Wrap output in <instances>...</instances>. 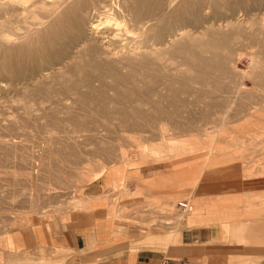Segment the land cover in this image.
Instances as JSON below:
<instances>
[{
	"label": "bare ground",
	"instance_id": "6f19581e",
	"mask_svg": "<svg viewBox=\"0 0 264 264\" xmlns=\"http://www.w3.org/2000/svg\"><path fill=\"white\" fill-rule=\"evenodd\" d=\"M245 57L250 65L243 70ZM184 94L190 96L191 106H225L223 122L233 105L240 109L249 102L264 103V0H0V106L14 104L21 111L10 113L0 124V140L15 139L18 129L24 133L44 129L45 137H58L62 129L55 126L64 123L73 125L70 131L79 139L113 121L163 122L174 128L192 119L202 122L205 114L195 118L177 114L186 104ZM38 122L44 128L32 126ZM203 128L201 133L209 138L223 134L221 126ZM133 135L131 143L144 148L139 134ZM159 137L160 156L183 149L182 144ZM24 140L22 149L8 142L4 149L17 157L18 150L27 149ZM245 144L243 152L254 149ZM35 148L39 173L35 171L33 180L42 181L40 175L59 183L74 179L72 174L63 175L66 165L72 169L78 159L65 160L62 166L47 149L35 144L30 149ZM227 148L241 149L239 144ZM89 175L76 182L87 181ZM42 199L31 194L23 214L38 213ZM176 208L183 214L191 210L181 211L177 203ZM16 222L14 217L11 223Z\"/></svg>",
	"mask_w": 264,
	"mask_h": 264
},
{
	"label": "crops",
	"instance_id": "0c3cea01",
	"mask_svg": "<svg viewBox=\"0 0 264 264\" xmlns=\"http://www.w3.org/2000/svg\"><path fill=\"white\" fill-rule=\"evenodd\" d=\"M185 150L167 157L191 156L192 148ZM189 160L183 161L187 172L143 178L110 167L74 209L1 229L0 264H264V222L244 217L264 216L260 169L226 171L223 162L197 166ZM240 181L243 187L234 186ZM214 193L243 199L199 197ZM178 202H187L190 212L181 213Z\"/></svg>",
	"mask_w": 264,
	"mask_h": 264
},
{
	"label": "rangeland",
	"instance_id": "374dc122",
	"mask_svg": "<svg viewBox=\"0 0 264 264\" xmlns=\"http://www.w3.org/2000/svg\"><path fill=\"white\" fill-rule=\"evenodd\" d=\"M249 65V59L247 57L243 58V62L242 64H240L241 69L246 70ZM244 87L246 90H251V85L246 81H244ZM184 95L185 96L181 95V97L185 100L186 104H184L183 107L176 111L177 114L184 116L190 115L193 116V118H195L198 113L205 114L206 117L202 120V122L194 121V119H192L191 122H186L179 126H175L174 128L173 125H165V123L163 122H130L128 124H119L118 122L113 121L108 122L105 125L98 126V133L96 132V134L87 132L85 136L79 137L80 140L78 139V135H74L70 131L73 125L69 124L68 127V123H64L61 126H55V128H58L59 130L62 129L60 130L61 133L58 131V133L60 134V136H58L59 138L50 136L45 137L46 135L44 134V129H41V131L35 130V132L26 131V133H24L22 129H18L19 131L16 132L15 139L14 137L10 136L4 138L3 140H0V144L2 146L0 147V221L2 222H0V230L13 224L11 223V220L14 217L17 218L20 223H23L31 217L43 216V218H52L53 216H58L53 215V213L58 214L74 209L78 206L77 201L79 200V197H81V204L85 200L84 193L86 194V190L89 184L95 181L103 173L107 172V170H109L112 166L120 168L124 167L125 172H128L130 176L135 177L137 175L136 173H138L139 175L141 174V177L143 178L154 174V172H160L161 174H169L174 171L187 172L188 170H191V168L184 167L183 161L190 159L189 161H192V163L196 164L197 166H203L206 164L212 165L217 161L223 162L224 164L222 168L226 171L237 170L236 172H238L242 169V166L250 167L249 170L253 169L254 167H258L257 169H260L259 174L261 173L260 176H264V173H262L264 169L261 170V166L264 165V103L254 104L249 102V105L247 107L243 108V105H241L240 109L237 108L238 105H233L228 113V120L223 122L221 120V117L227 110L225 106H220L216 109H202L200 107L198 108V106H196L195 104H192V106L189 104L188 99H190V96L188 94ZM258 97V101L262 99L260 95H258ZM0 100L2 101L1 98ZM4 105L0 106V124L6 123L3 120L8 118L10 113H12L13 115L21 113L20 109L17 108L18 106L14 104L9 105L7 103H4ZM214 125L221 126L223 134L216 136L215 138H209L201 133V129L203 127V129H210L216 127ZM32 126L34 128H44V125L40 124V122L35 123ZM74 127L84 129V127L82 126ZM244 129L245 132L243 131ZM253 130L254 132H252ZM123 131L128 134L129 139L126 134V136L121 135L124 133ZM259 132L262 133L260 134ZM135 133L139 134L137 137L143 140L146 145H150V147L145 145L144 148H139L138 146L132 144L130 136L132 138V135ZM24 134L26 136H24ZM110 134H112V136ZM129 134L131 135L129 136ZM143 134L147 135L144 136ZM159 136L168 138L169 144H182L184 150H189L192 148L191 156H187L185 158H171L170 160L169 157L160 156ZM8 139L9 141H7ZM24 139H26V141L28 140L26 143L27 149L24 151L18 150L17 157L12 158L11 156H9L7 151L4 149V147L7 146L6 143H16L18 144L19 148L22 149L25 141ZM41 141H45V143H42ZM243 141L246 143V148H248V145H250L249 147H253L254 149L250 151L246 150L243 152ZM34 144L36 147L41 146L42 148L47 149L49 151V154L47 153V155L50 156V158L53 160H59L58 163L62 166H64L65 160L76 162L78 159L79 164H77V166H74V168L72 169H70L65 164L68 169L65 168V174L63 176L67 178V174H72L71 177H74V179H71V181L67 183H59L57 181H46L45 178L43 180V177L46 175H40L41 177L43 176L41 178L42 181L33 180V178L36 177V175L34 174L39 173V170L37 171V167H34V164L37 162L36 159L38 156V149H30L31 146H34ZM57 144L59 146H57ZM83 144H86L85 147H83ZM234 144H239L241 149L237 151L233 148H227L228 145L232 146ZM109 145H111V147ZM55 146L57 147V150L55 149ZM107 146L108 150L105 149ZM71 149L77 150V152L72 151ZM122 149L124 150L125 154H123ZM232 149L235 152H233ZM143 154H146V156H144ZM120 155L123 157L121 158ZM138 160L145 161L140 162ZM131 161H136V166L134 167L133 164L130 167H126L125 164H128ZM82 162H86L87 165L82 164ZM239 164H241V168H238ZM86 166H91L92 169ZM262 168H264V166ZM90 172L92 175L91 177L89 175L90 178L88 177L87 181L81 180L80 182H76L77 178H85ZM259 174L257 175L259 176ZM32 175H34L35 177ZM232 176L240 179V176L238 174H233ZM138 178H140V176ZM240 182V184H235L234 186L237 185L243 187V181ZM130 183L133 184V182H129V184ZM35 186L37 187L35 188ZM184 188L186 187L183 186V189ZM259 191V193L264 192V190ZM45 192L47 194V197H45ZM31 194H33L34 197L37 195V197L43 198L42 200H40L41 202H38V207L36 206V211L38 213H29L30 215L23 214V211L25 212L28 209V205L31 200ZM49 194L51 197L49 196ZM217 194L219 195L222 193L205 194L199 197L204 202L208 200V196L213 197ZM222 195H227L229 198H232V201L236 202L235 204L243 199V196H236L232 194ZM46 198L48 199L47 201ZM237 208L239 209L241 207L237 206ZM241 210L245 212L243 210V207L241 208ZM174 211L177 212L175 209ZM244 217L246 219H258L264 222V216L246 217L244 215Z\"/></svg>",
	"mask_w": 264,
	"mask_h": 264
},
{
	"label": "built area",
	"instance_id": "2783aa9c",
	"mask_svg": "<svg viewBox=\"0 0 264 264\" xmlns=\"http://www.w3.org/2000/svg\"><path fill=\"white\" fill-rule=\"evenodd\" d=\"M177 207H178L181 211L189 210V208H190V206H188V204L185 203V202H178V203H177Z\"/></svg>",
	"mask_w": 264,
	"mask_h": 264
}]
</instances>
